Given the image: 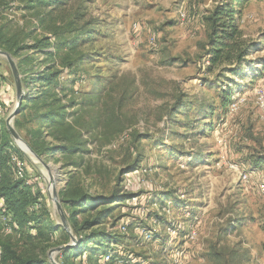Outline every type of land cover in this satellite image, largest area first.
<instances>
[{"label": "rangeland", "instance_id": "1", "mask_svg": "<svg viewBox=\"0 0 264 264\" xmlns=\"http://www.w3.org/2000/svg\"><path fill=\"white\" fill-rule=\"evenodd\" d=\"M221 1L0 0L11 61L0 54V183L18 182L4 154L26 158L39 196L29 213L42 222L39 234H5L0 221V252L48 264H264V0L234 6L252 63L224 76L208 74L204 57L206 18ZM116 191L127 200L112 203ZM85 196L102 200L65 202ZM97 214L102 223L81 230ZM90 233L111 234L113 251L66 263L71 247L56 249Z\"/></svg>", "mask_w": 264, "mask_h": 264}, {"label": "trees", "instance_id": "2", "mask_svg": "<svg viewBox=\"0 0 264 264\" xmlns=\"http://www.w3.org/2000/svg\"><path fill=\"white\" fill-rule=\"evenodd\" d=\"M249 0H227V1H221L217 3L212 11L208 14V17L206 18V21L209 24V33L207 37V43L205 47V53L204 57L206 59V67L205 71L208 74H213L216 72H219L218 74L220 76L221 73L229 72L230 74H239L242 69L246 66H250L252 63L249 61V56L254 48V43H252L250 40L243 37L238 21L237 16L240 13V10L235 9V5L240 9L243 4L248 2ZM77 42L72 43L73 47L76 45ZM48 45V42L46 40L39 41L35 46H33V49L39 50L43 48L44 46ZM59 49V46H58ZM73 50V48H70ZM264 70V67L262 68ZM56 76L55 73L48 74L45 76L44 79H42L46 84ZM254 77V75L252 76ZM49 86V85H47ZM49 94V92H46ZM39 95L36 98H30L34 101H37L40 99ZM224 98L222 99V107L226 108L228 107L230 103V93H225L223 91ZM226 94V95H225ZM199 115H202L199 114ZM46 119V118H44ZM60 119V118H59ZM64 142H68L69 139H64ZM6 143L3 144L5 146ZM64 148V147H62ZM0 149L3 151L5 148H2L0 146ZM35 152L36 149H34ZM4 154V153H3ZM3 157H5V162H8L9 156L4 154ZM137 162V161H136ZM135 162V163H136ZM264 162V160L259 159L255 162V165L260 166V164ZM134 163V164H135ZM137 165H133V167H129L128 171H132L133 168H135ZM113 201L114 202H120L122 200L126 201L127 198L121 194V192L116 191L112 193ZM80 197V196H78ZM88 198L86 197L83 199V197L77 199V201L74 200H67L65 201L67 206H71L73 208H78L83 203V200H85L86 208L87 210H90V208H93L95 204H98L100 202L99 200H102L101 197H94L93 199H90L88 203ZM39 199V196L36 193H33L31 186H27L23 184L22 182H13L9 183V181L5 183H0V202L2 204V207L0 208V215L3 213V210H5V213L9 214L11 217L12 222L14 221L13 229L17 228V230H22L24 228H28V226L31 228H34L37 230V234L41 232L38 228L41 226V223L36 219L35 215L32 213H29V208H33L36 206ZM94 200V201H92ZM96 200H98L96 202ZM77 204V205H76ZM94 204V205H93ZM75 216V214H71V217ZM96 219L92 221H84L82 223L81 230L90 229L88 227H91L93 223L100 224L101 221V214H97L95 217ZM100 222V223H99ZM45 223V222H44ZM72 225L74 226V222H72ZM237 225H241V223H238ZM237 225H235L237 227ZM43 226V225H42ZM44 226H48L47 223L44 224ZM77 225H75L76 227ZM22 227V228H21ZM52 226H48V229L50 230ZM55 229V228H54ZM65 237L67 238V233L64 231ZM91 235H84L79 236L77 244L75 246H72L69 250L64 251L61 253L63 259H65L66 263L70 260L72 256L80 255L84 252L94 254L101 252H106V248L109 246L108 251H113L112 247H110L111 244L114 245V240L112 238L111 234L108 233H90ZM101 240V243L103 246H100L97 250H95L94 244L91 242ZM103 240V241H102ZM106 254V253H105ZM111 263L115 262L117 259V255L110 254ZM0 264H48L45 260H42L41 257L33 255L31 253L27 254H17L14 252H11L9 248H6L5 251L1 250L0 254Z\"/></svg>", "mask_w": 264, "mask_h": 264}, {"label": "built area", "instance_id": "3", "mask_svg": "<svg viewBox=\"0 0 264 264\" xmlns=\"http://www.w3.org/2000/svg\"><path fill=\"white\" fill-rule=\"evenodd\" d=\"M181 17H184V14H181ZM5 90V87L1 84L0 81V114L3 112L4 107L6 106V98H4L3 91ZM256 101L257 105L260 109L264 110V89H259L256 93ZM235 104L232 105L234 107ZM8 164L12 167L14 177L17 181L22 182L23 184L27 186L33 185L32 177L29 175L28 171V162L26 158L20 157L16 154L11 153L8 158ZM243 179H246L247 176L243 175ZM2 207V204L0 202V208ZM0 221L2 224V232L5 234L10 233L13 230V227L11 225L12 220L9 214L5 213V210H3V213L0 215ZM1 254V252H0ZM110 256H106L105 260H108Z\"/></svg>", "mask_w": 264, "mask_h": 264}, {"label": "water", "instance_id": "4", "mask_svg": "<svg viewBox=\"0 0 264 264\" xmlns=\"http://www.w3.org/2000/svg\"><path fill=\"white\" fill-rule=\"evenodd\" d=\"M0 54H3V55H5L7 58H8V61H9V63H11V61H10V59H9V57H8V55L6 54V53H0ZM13 70H14V68H13ZM21 94H22V89H21V85H20V81L17 79V81H16V98H17V100H18V102L19 103H21ZM12 115V114H11ZM12 116H10V118H11ZM9 127V130L11 131V133L14 135V137H17L16 135H15V133L12 131V129L10 128V126H8ZM26 147V149L30 152V153H32V151L27 147V146H25ZM62 220H63V227L66 229L67 228V226H66V222H65V219H64V217H62ZM72 242L74 243L73 244V246L76 244V240L74 239V238H72ZM70 247H72V245H67V246H63V247H60V248H58V249H56L58 252H60V251H62V250H64V249H68V248H70ZM54 264H56V263H54Z\"/></svg>", "mask_w": 264, "mask_h": 264}, {"label": "bare ground", "instance_id": "5", "mask_svg": "<svg viewBox=\"0 0 264 264\" xmlns=\"http://www.w3.org/2000/svg\"><path fill=\"white\" fill-rule=\"evenodd\" d=\"M20 144H21V143H20ZM21 146H22L25 150H27L24 144H21Z\"/></svg>", "mask_w": 264, "mask_h": 264}, {"label": "crops", "instance_id": "6", "mask_svg": "<svg viewBox=\"0 0 264 264\" xmlns=\"http://www.w3.org/2000/svg\"><path fill=\"white\" fill-rule=\"evenodd\" d=\"M7 96H8V95H4V98H6V100H8V99H7ZM6 102H7V101H6Z\"/></svg>", "mask_w": 264, "mask_h": 264}]
</instances>
